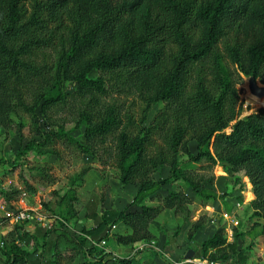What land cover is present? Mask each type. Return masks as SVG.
<instances>
[{"label":"trees","instance_id":"16d2710c","mask_svg":"<svg viewBox=\"0 0 264 264\" xmlns=\"http://www.w3.org/2000/svg\"><path fill=\"white\" fill-rule=\"evenodd\" d=\"M243 77L264 84V0H0V131L17 127L24 139L26 119L40 138L21 144L9 165L30 153L58 157L60 144L114 168L123 187H137L126 209L103 211L96 226L85 222L78 231L77 191L91 168L83 169L56 194L58 215L43 243L34 241L40 258L53 235L49 264H73L79 254V264H133L134 257L92 247L90 238L122 225L117 244H149L150 223L162 210L190 220L188 191L201 206L219 200L208 186L221 165L228 180L248 178L253 217L261 221L235 231L233 243L222 233L202 242V259L215 264L231 253L243 261L245 238L264 236V108L240 120ZM38 112L46 133L35 125ZM82 127L84 143L71 134ZM162 169L168 176L157 179ZM49 170L28 173L46 181ZM23 185L0 188V197L9 203L36 193ZM168 186L176 190L162 197ZM203 226L192 225L195 232ZM11 236L3 264H27L32 235L18 223Z\"/></svg>","mask_w":264,"mask_h":264},{"label":"rangeland","instance_id":"374dc122","mask_svg":"<svg viewBox=\"0 0 264 264\" xmlns=\"http://www.w3.org/2000/svg\"><path fill=\"white\" fill-rule=\"evenodd\" d=\"M241 38H244V33ZM248 39L250 40L249 37ZM250 81V77H243V83L236 89L242 107L240 120H245L264 108V97L259 98L251 93ZM256 82L259 88H264V84H261L259 80ZM159 108L153 109L149 120ZM23 122L25 125L24 139H21V133L17 127L0 131V188L24 189L23 182L26 181L36 188V193L28 196L30 198H22L18 202L7 203L0 197V264L5 262L3 249L11 241L14 227L3 220L6 214L15 215L20 211H25L28 219L19 224L32 235V239H28L25 244L26 249L31 251L27 264H49L53 260L52 247L56 240L55 237L51 235L47 239L43 259L40 258V252L35 251L34 241L40 245L43 243V235L54 223L52 217L58 215L56 194L62 195L69 182L75 179L83 169L91 168L85 177V182L77 191L78 203L75 208L79 219L74 223V228L78 231L85 222L87 225L96 226L99 223V214L103 211L126 209L131 203L137 187H123L117 179L118 174L114 168L94 163L89 157L75 152L73 148H66L60 144L53 149L59 158L55 155L39 157L30 153L25 159V163L18 162L15 168H12L9 164L16 162V155L22 148L21 144L40 140L38 136L31 134L28 120L24 119ZM35 125L41 132L46 133V122L39 112ZM233 125L234 123L225 131L226 134L230 133ZM83 130L82 127L71 133L75 139L82 143H84ZM188 148L191 154L197 153L194 142H190ZM39 166L50 169L48 180L34 178L28 173L29 169ZM195 169L196 167H191V170ZM167 176L168 170L162 169L156 178L162 179ZM213 176L214 182L208 188L216 192L219 200L201 206L194 195L188 191L187 197L191 200L188 209L192 213L190 220L187 222L184 215L178 216L174 215L172 211L162 210L160 215L150 223L152 237L149 244L133 246L117 244L114 235L126 234L125 228L119 225L109 232L105 231L99 236L90 238V245L113 257L123 259L134 257L133 264H180L186 260L185 256L190 250L195 254L189 260L192 264H206L200 250L202 242L217 233H222L227 243H233L235 231L246 233L253 223L261 221L253 217L252 203L255 196L248 178L241 173L238 176L241 180L240 184L236 180H228L221 165L214 168ZM175 190V186L165 187L161 196L164 197L169 191ZM146 204L154 207L160 206L157 201H148ZM133 209L135 208L132 207L131 210ZM92 213H96L97 217L86 220V216H90ZM198 221H201L204 226L200 231L195 232L192 225ZM242 251L245 256L243 261L240 262L236 256L233 257L229 253L226 261L217 264H264V236L253 241L245 238ZM82 261L83 256L79 254L73 264H79Z\"/></svg>","mask_w":264,"mask_h":264},{"label":"water","instance_id":"95a60500","mask_svg":"<svg viewBox=\"0 0 264 264\" xmlns=\"http://www.w3.org/2000/svg\"><path fill=\"white\" fill-rule=\"evenodd\" d=\"M251 78V81H250V91L251 93L256 96V97H259V98H262L264 97V88H259L257 86V82L254 78L250 77ZM194 252L193 251H188L186 256H185V259L186 260H190L194 257Z\"/></svg>","mask_w":264,"mask_h":264},{"label":"built area","instance_id":"2783aa9c","mask_svg":"<svg viewBox=\"0 0 264 264\" xmlns=\"http://www.w3.org/2000/svg\"><path fill=\"white\" fill-rule=\"evenodd\" d=\"M5 218H8V223H10L14 226L15 224L22 223V222L26 221L28 219V215L26 214L25 211H20L19 213H16L15 215L6 214ZM180 264H192V262L189 260H184ZM215 264H217V263H215Z\"/></svg>","mask_w":264,"mask_h":264},{"label":"crops","instance_id":"0c3cea01","mask_svg":"<svg viewBox=\"0 0 264 264\" xmlns=\"http://www.w3.org/2000/svg\"><path fill=\"white\" fill-rule=\"evenodd\" d=\"M118 227V226H117ZM116 228V227H115Z\"/></svg>","mask_w":264,"mask_h":264}]
</instances>
